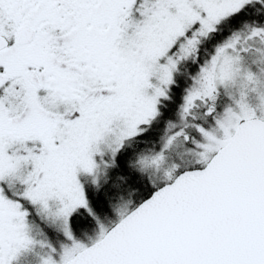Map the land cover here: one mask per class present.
<instances>
[{
  "label": "snow or ice",
  "instance_id": "1",
  "mask_svg": "<svg viewBox=\"0 0 264 264\" xmlns=\"http://www.w3.org/2000/svg\"><path fill=\"white\" fill-rule=\"evenodd\" d=\"M0 264H264V0H0Z\"/></svg>",
  "mask_w": 264,
  "mask_h": 264
}]
</instances>
